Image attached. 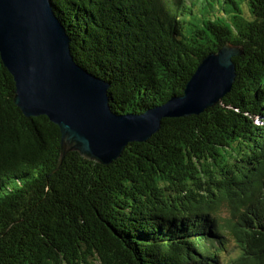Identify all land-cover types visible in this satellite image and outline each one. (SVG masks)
I'll list each match as a JSON object with an SVG mask.
<instances>
[{"label": "trees", "instance_id": "1", "mask_svg": "<svg viewBox=\"0 0 264 264\" xmlns=\"http://www.w3.org/2000/svg\"><path fill=\"white\" fill-rule=\"evenodd\" d=\"M52 3L117 113L182 95L226 43L243 54L218 103L162 118L109 164L61 158L0 57V264H264V0Z\"/></svg>", "mask_w": 264, "mask_h": 264}, {"label": "water", "instance_id": "2", "mask_svg": "<svg viewBox=\"0 0 264 264\" xmlns=\"http://www.w3.org/2000/svg\"><path fill=\"white\" fill-rule=\"evenodd\" d=\"M242 54V46L226 43L203 57L182 95L141 113H117L109 83L76 61L52 0H0V57L15 83L14 102L25 116H45L58 127L61 158L76 151L109 164L129 142L147 140L162 118L198 115L214 106L230 91L233 58Z\"/></svg>", "mask_w": 264, "mask_h": 264}, {"label": "rangeland", "instance_id": "3", "mask_svg": "<svg viewBox=\"0 0 264 264\" xmlns=\"http://www.w3.org/2000/svg\"><path fill=\"white\" fill-rule=\"evenodd\" d=\"M194 22H196V21H194ZM188 30H189V25L186 26V31H188Z\"/></svg>", "mask_w": 264, "mask_h": 264}]
</instances>
